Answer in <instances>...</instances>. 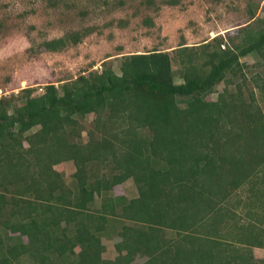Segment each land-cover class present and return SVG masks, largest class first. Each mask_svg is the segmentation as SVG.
Instances as JSON below:
<instances>
[{
  "label": "trees",
  "instance_id": "1",
  "mask_svg": "<svg viewBox=\"0 0 264 264\" xmlns=\"http://www.w3.org/2000/svg\"><path fill=\"white\" fill-rule=\"evenodd\" d=\"M259 22L242 28V43L221 47L215 36L176 48L181 82L172 56L152 49L39 94L28 86L0 96V264H264L253 255L264 246ZM94 30L44 46L56 51ZM247 55L256 61H241ZM64 161L75 165L71 183L54 168ZM127 179L136 196L113 192ZM240 190L245 221L227 206ZM112 235L117 253L105 259L102 238Z\"/></svg>",
  "mask_w": 264,
  "mask_h": 264
},
{
  "label": "rangeland",
  "instance_id": "2",
  "mask_svg": "<svg viewBox=\"0 0 264 264\" xmlns=\"http://www.w3.org/2000/svg\"><path fill=\"white\" fill-rule=\"evenodd\" d=\"M119 1L0 0V96H14L28 86L35 88L33 94H39L47 83L59 86L79 74L100 71L109 63L117 68L121 55L152 49L167 51L172 56L173 80L181 82L176 48H198L215 36L223 39L221 47L242 43L246 33L242 28L249 22L250 26H259L264 19V0H179L175 5L164 0H153L151 4L145 0ZM145 17L151 19V24L143 22ZM119 20L122 22L118 23ZM87 26L95 30L76 44L56 51L44 46L46 40ZM241 61L251 65L256 59L247 55ZM263 69L253 70L263 73ZM224 85L218 83L206 99L215 100ZM92 119L93 114L87 116L83 122L86 128L91 126ZM54 168L71 183L75 171L72 161L58 163ZM113 192L128 198L137 194L131 179L116 185ZM239 199H245L243 190L234 193L227 206L245 221L242 201L237 204ZM119 239L113 235L102 238L103 258H114V242ZM253 255L264 259V246L253 247ZM30 260L25 256L21 262L30 264ZM143 260L137 258L133 264ZM56 264L63 263L57 260Z\"/></svg>",
  "mask_w": 264,
  "mask_h": 264
}]
</instances>
